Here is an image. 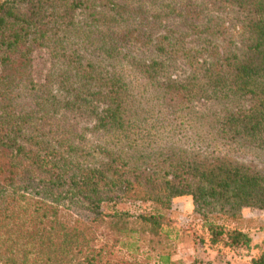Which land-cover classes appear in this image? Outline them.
I'll list each match as a JSON object with an SVG mask.
<instances>
[{
	"label": "trees",
	"instance_id": "obj_1",
	"mask_svg": "<svg viewBox=\"0 0 264 264\" xmlns=\"http://www.w3.org/2000/svg\"><path fill=\"white\" fill-rule=\"evenodd\" d=\"M179 196L250 246L264 0H0V264H171Z\"/></svg>",
	"mask_w": 264,
	"mask_h": 264
},
{
	"label": "rangeland",
	"instance_id": "obj_2",
	"mask_svg": "<svg viewBox=\"0 0 264 264\" xmlns=\"http://www.w3.org/2000/svg\"><path fill=\"white\" fill-rule=\"evenodd\" d=\"M252 165L261 166L257 162ZM171 225L177 236L171 242V264H251L264 253V209L244 208L236 217H214L213 221L229 228L239 229L251 238L249 247L212 244L204 220L195 212L191 196L175 197L171 203ZM137 215L153 210L148 202H125L117 206ZM125 258H130L122 253ZM145 264H158L155 259Z\"/></svg>",
	"mask_w": 264,
	"mask_h": 264
}]
</instances>
